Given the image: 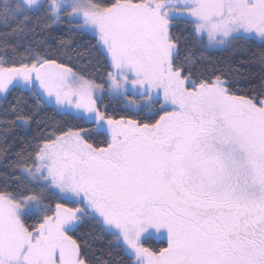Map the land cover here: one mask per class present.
<instances>
[{
  "label": "snow or ice",
  "instance_id": "snow-or-ice-1",
  "mask_svg": "<svg viewBox=\"0 0 264 264\" xmlns=\"http://www.w3.org/2000/svg\"><path fill=\"white\" fill-rule=\"evenodd\" d=\"M0 29V264H264V0H0ZM251 46L249 88L203 65Z\"/></svg>",
  "mask_w": 264,
  "mask_h": 264
},
{
  "label": "trees",
  "instance_id": "trees-1",
  "mask_svg": "<svg viewBox=\"0 0 264 264\" xmlns=\"http://www.w3.org/2000/svg\"><path fill=\"white\" fill-rule=\"evenodd\" d=\"M63 27V26H62ZM0 31H3L0 29ZM75 42L79 47V50L85 55L81 58H77L76 56L73 57V61L71 66H74L77 71L84 72L86 76H89L96 80L97 83L103 82V76L105 69L102 66L93 67V65L88 63V46L89 41H91L92 44L95 43L94 40H91L90 36L86 35H77L75 36ZM207 59L203 61V65L207 66L209 70H211L213 65H217L220 67H224L227 65H231L233 69L239 70L240 72L244 73V77H237L238 83H236L234 86L244 89L249 88L251 85L249 84V80L252 81L253 84H258L260 76L262 74L261 71V65L258 62V56L259 52L255 48V46H251V50H246L243 52L234 51V50H228V51H214L211 53L206 54ZM11 99V98H10ZM103 103L108 105V112L111 115H114L116 118H119L122 115H128L131 116L132 112L125 108L123 103L112 101L109 102V99L105 95V99L103 100ZM2 116V114H0ZM13 117L10 115L8 119H12ZM41 118H48L52 121H62L66 126L68 127H74L75 125L79 124L82 127H85L87 129H93L94 125L87 124L83 121H74L71 120L68 117H61L51 111V109H47L44 112H41ZM138 118V117H134ZM0 130H2V126H0ZM42 130V128H41ZM38 132L37 127L35 124L31 125L30 129L22 130L20 128H17L14 130L13 133L9 135L8 144L13 145V148H16L19 146L20 141L22 138H24L26 135L28 137H31L33 135H36ZM94 141H103L104 136H93ZM100 146H103L102 144ZM4 172V167L0 165V175H2ZM60 202L56 198H52L48 201L52 205V207L55 205V203ZM34 221H29V223H33ZM94 231V227L92 224L84 223L80 229L78 230V235L82 240H89L90 243H92L91 251L95 252L97 256H100L101 254L111 252V256L104 255L105 259H120V253L119 249L112 248L109 249L107 239L97 240L93 242L91 240V237L89 236V233ZM146 246H150L153 248H159L163 246L162 244L158 243L156 240H152L147 244Z\"/></svg>",
  "mask_w": 264,
  "mask_h": 264
},
{
  "label": "rangeland",
  "instance_id": "rangeland-1",
  "mask_svg": "<svg viewBox=\"0 0 264 264\" xmlns=\"http://www.w3.org/2000/svg\"><path fill=\"white\" fill-rule=\"evenodd\" d=\"M157 107H159V105H157ZM55 205L53 206V209H54Z\"/></svg>",
  "mask_w": 264,
  "mask_h": 264
}]
</instances>
